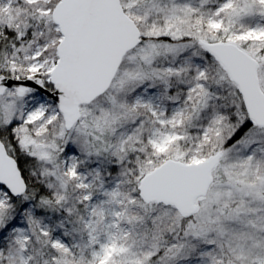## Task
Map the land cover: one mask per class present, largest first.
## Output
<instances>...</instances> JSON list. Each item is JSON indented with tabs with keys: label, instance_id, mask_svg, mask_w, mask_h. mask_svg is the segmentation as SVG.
<instances>
[{
	"label": "snow or ice",
	"instance_id": "6c2138e0",
	"mask_svg": "<svg viewBox=\"0 0 264 264\" xmlns=\"http://www.w3.org/2000/svg\"><path fill=\"white\" fill-rule=\"evenodd\" d=\"M0 264H264V0H0Z\"/></svg>",
	"mask_w": 264,
	"mask_h": 264
}]
</instances>
